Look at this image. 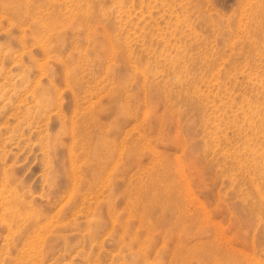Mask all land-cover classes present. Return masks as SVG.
<instances>
[{
	"label": "rangeland",
	"instance_id": "rangeland-1",
	"mask_svg": "<svg viewBox=\"0 0 264 264\" xmlns=\"http://www.w3.org/2000/svg\"><path fill=\"white\" fill-rule=\"evenodd\" d=\"M3 1L0 264H23L2 221L23 201L77 210L64 264H129L111 245L144 188L170 235L230 250L209 264H264V0Z\"/></svg>",
	"mask_w": 264,
	"mask_h": 264
},
{
	"label": "bare ground",
	"instance_id": "bare-ground-1",
	"mask_svg": "<svg viewBox=\"0 0 264 264\" xmlns=\"http://www.w3.org/2000/svg\"><path fill=\"white\" fill-rule=\"evenodd\" d=\"M11 2L7 3L6 0L2 2V4L5 7H8ZM15 3V2H14ZM13 5V4H12ZM10 5L9 10L19 12V9H21L20 5ZM2 9V8H1ZM25 10V9H24ZM25 12V11H24ZM20 14V13H19ZM2 18V17H1ZM21 25V24H20ZM60 37V36H59ZM93 39V38H92ZM20 41V40H19ZM22 42V40H21ZM44 45V44H43ZM42 45V46H43ZM46 45V44H45ZM1 48V47H0ZM19 48V47H18ZM9 50V49H8ZM7 50V51H8ZM44 50V49H43ZM23 52V51H22ZM29 52V51H28ZM10 53V52H9ZM31 55V54H30ZM3 56V55H2ZM6 56V55H5ZM4 56V57H5ZM11 56V55H10ZM8 55V57H10ZM32 57V55H31ZM7 60V59H6ZM18 61V60H17ZM37 62V61H36ZM42 66V65H41ZM44 67V65H43ZM1 70V69H0ZM19 71V70H18ZM21 75V73H20ZM9 76V75H8ZM19 79V78H18ZM6 80V79H5ZM16 80V79H15ZM8 81V80H7ZM6 81V82H7ZM10 81V80H9ZM33 81V80H32ZM20 82V80H19ZM10 83V82H9ZM33 83V82H32ZM11 86V85H10ZM6 84V88H7ZM9 88V87H8ZM7 88V89H8ZM2 90V89H1ZM17 90V89H16ZM11 92V91H10ZM7 93V92H6ZM18 93V92H17ZM8 94V93H7ZM11 94V93H10ZM2 95V94H1ZM3 96V95H2ZM29 98V97H28ZM37 99V98H36ZM86 101V100H85ZM32 102V101H31ZM38 102V101H37ZM20 103V102H19ZM22 103V102H21ZM92 104V102H91ZM89 105V104H87ZM29 107V106H28ZM31 109V108H30ZM252 109V108H251ZM29 110V108H28ZM259 110V109H258ZM243 112V111H242ZM257 113V112H256ZM248 115V114H247ZM255 115V114H254ZM258 115V114H257ZM38 116V115H37ZM250 116V115H249ZM40 119V118H39ZM16 127V126H15ZM37 130V129H36ZM14 131V130H13ZM27 132V131H26ZM1 133V132H0ZM43 135V134H42ZM12 136V135H11ZM262 137V136H261ZM264 137V136H263ZM11 139V138H10ZM263 139V138H262ZM6 140V139H5ZM261 140V139H260ZM264 140V139H263ZM257 141V140H256ZM249 143V142H248ZM260 144V143H259ZM264 144V143H263ZM261 145V144H260ZM109 146V145H108ZM251 147V146H250ZM261 147V146H259ZM262 148V147H261ZM258 150V149H257ZM250 151V150H249ZM260 154V153H259ZM263 154V151H262ZM251 155V154H250ZM255 155V154H254ZM258 157V156H257ZM261 157H264L261 155ZM255 159V158H254ZM257 159V158H256ZM262 160V159H261ZM257 162V161H256ZM256 164V163H255ZM255 168V167H254ZM263 169V168H262ZM261 169V170H262ZM73 180V179H72ZM77 182V181H76ZM259 190V189H258ZM132 197V194L129 193ZM128 194V195H129ZM127 195V194H126ZM127 195V196H128ZM134 195V194H133ZM126 196V198H127ZM139 196L141 197V206H135V201H133V205H128V200L124 198L126 206H131L128 208V216H134L138 223L136 224L137 227L135 229L129 228V225L120 222L118 225L122 228V234H120V237L116 239L115 244L112 243L111 246H117V255L123 259V260H129V264H183L186 261L191 262L193 258H196L197 261L201 260L202 262H205L206 264H209L210 260L213 258L221 259V261L227 257V255H230V250L226 251L223 248L225 246L220 247V244L217 243V239L211 240L210 236V242L209 236L205 238H208L206 241L207 245L201 246L199 242L192 240L195 243H190L189 240L191 236L189 235H182V234H172L170 235L169 229L165 228L164 221H165V213L163 209H161V197L156 192H152L150 188H144L140 190ZM139 196L134 195V200H136ZM132 197V200H133ZM130 198V197H129ZM136 198V199H135ZM131 199V198H130ZM23 201V200H21ZM131 201V200H130ZM24 202V201H23ZM15 203L11 206L5 207L4 210V216L3 222L5 223L4 226L7 228V235L11 236L10 243L11 245V253H13L17 259L23 258L25 262H29V264H45V262H48L49 264H57L61 261V259H64L66 254L69 252L64 251L66 249V246H68V238L67 234L65 232L67 231V227L71 225V223L77 218V210H65L63 209V206L61 207H54V202L44 204L40 207H34L33 204H26V203ZM49 202V201H48ZM88 202V201H87ZM78 203V202H77ZM132 203V202H131ZM76 204V201L74 202ZM90 204V203H88ZM130 204V203H129ZM33 205V206H32ZM113 205L109 202V204H106V208L109 209V213H111V209L114 208L111 207ZM137 205V203H136ZM90 206V205H89ZM87 206V208L89 207ZM1 207V206H0ZM71 208V205L69 206ZM74 207V206H73ZM76 208V207H75ZM1 210V208H0ZM80 210V209H79ZM87 210V209H86ZM85 210V211H86ZM115 210V209H114ZM81 211V210H80ZM87 214V212H85ZM88 211V210H87ZM79 212V211H78ZM82 212V211H81ZM82 213V214H84ZM113 213V211H112ZM116 215V211L114 212ZM113 213V214H114ZM3 214V213H2ZM112 215V214H111ZM1 216V215H0ZM94 216V215H93ZM127 216V217H128ZM85 217V216H84ZM111 217V216H110ZM126 217V218H127ZM116 218V217H115ZM2 219V218H1ZM86 219V217H85ZM84 219V220H85ZM103 220V219H102ZM116 220V219H115ZM113 219V222H115ZM94 222V220L92 219ZM105 221V219L103 220ZM124 221V220H122ZM125 221H129L125 219ZM86 222V220H85ZM112 222V223H113ZM100 223V221H99ZM111 223V224H112ZM75 224V223H74ZM98 225V223H96ZM110 224V226H112ZM80 224H78L79 226ZM99 226V225H98ZM109 226V225H108ZM75 227V226H74ZM80 227V226H79ZM102 227V226H101ZM100 227V228H101ZM110 228V227H109ZM78 229V228H77ZM73 230V229H72ZM71 230V231H72ZM108 230V229H107ZM114 230V229H113ZM51 231V235L50 232ZM94 231V230H93ZM92 231V233H93ZM46 232L50 235H46ZM69 232V231H68ZM87 232V231H86ZM107 232V231H106ZM105 232V233H106ZM235 232V231H234ZM53 233V234H52ZM90 233V232H89ZM110 233V232H109ZM169 233V234H167ZM176 233V232H175ZM108 234V232H107ZM235 234V233H234ZM233 234V236H235ZM6 235V234H4ZM97 235V234H96ZM106 237V235H104ZM239 236V235H238ZM102 237V236H100ZM100 237H97L98 239ZM236 237V236H235ZM242 237V236H241ZM247 237V236H246ZM94 238L95 235H94ZM189 238V240H188ZM194 238V237H193ZM239 237H237L238 239ZM243 238V237H242ZM108 239L107 238L104 240ZM203 238L198 239L202 241ZM235 239V238H234ZM6 240V238H5ZM96 240V239H95ZM94 240V241H95ZM103 240V241H104ZM188 240V241H187ZM219 240V239H218ZM224 240V239H223ZM240 240V239H239ZM244 240V239H242ZM2 241V240H1ZM4 241V240H3ZM9 241V239H8ZM204 241V242H205ZM254 241V240H253ZM93 242V241H92ZM97 242V241H96ZM99 242V241H98ZM223 242V241H222ZM241 242V241H240ZM2 243V242H1ZM0 243V244H1ZM9 243V242H8ZM95 243V242H94ZM201 243V242H200ZM215 243V244H214ZM233 243V242H232ZM231 243V244H232ZM254 243V242H253ZM5 244V241L4 243ZM204 244V243H202ZM230 244V242H229ZM244 242L241 244L243 245ZM2 245V244H1ZM9 245V246H10ZM90 245V244H89ZM104 245V244H103ZM109 245V246H110ZM222 245V244H221ZM224 245V243H223ZM233 245V244H232ZM246 245V244H244ZM70 246V244H69ZM91 246V245H90ZM97 249H100V245H96ZM102 246V245H101ZM105 246V245H104ZM102 246V248L104 247ZM115 246V247H116ZM228 244L226 245V247ZM4 247H7L6 245ZM231 247V246H230ZM236 247V246H235ZM249 247V246H248ZM254 249L255 243H254ZM3 248V246H2ZM10 248V247H9ZM232 248V247H231ZM251 248V247H250ZM258 248V246H257ZM256 248V249H257ZM80 249V248H79ZM85 250V248L83 247ZM82 249V250H83ZM90 249V248H89ZM108 249V248H106ZM229 249V248H228ZM253 249V250H254ZM7 250V248L3 249ZM1 250V252H3ZM60 250V251H58ZM81 250V249H80ZM99 250V251H100ZM104 250V249H103ZM113 250V249H112ZM232 250V249H231ZM79 251V250H78ZM89 251V250H88ZM93 251V250H92ZM107 250H105L104 254L107 253ZM80 252V251H79ZM83 252V251H81ZM80 252V253H81ZM113 252V251H112ZM109 251V253H112ZM5 253V252H4ZM2 253V254H4ZM78 253V252H77ZM93 253V252H92ZM103 253V251H102ZM101 253V254H102ZM241 253V252H240ZM7 254V252L5 253ZM4 254V256H5ZM10 254V253H9ZM8 254V255H9ZM87 254V253H86ZM85 252L83 256H86ZM95 254V253H94ZM100 254V255H101ZM115 254V253H114ZM234 254V253H233ZM6 255V256H8ZM71 255V254H70ZM93 255V254H91ZM109 255V254H108ZM11 256V254H10ZM13 256V255H12ZM74 256V255H73ZM82 256V255H81ZM112 256V255H111ZM116 256V255H115ZM94 257V256H93ZM235 257V256H234ZM9 256L7 257V259ZM88 258H92L88 257ZM96 259V257H94ZM101 258V257H100ZM109 258V257H108ZM111 258V257H110ZM116 258V257H115ZM110 259V261L115 259ZM1 259V258H0ZM3 259V258H2ZM13 259V258H12ZM66 259V258H65ZM64 259V260H65ZM85 259V258H84ZM102 259V258H101ZM104 259V258H103ZM121 259V260H122ZM217 259V261H218ZM5 260V259H3ZM2 262L4 263V261ZM11 260V259H10ZM62 260V261H64ZM87 259H85L86 261ZM89 260V259H88ZM91 260H94L93 258ZM107 260V259H106ZM104 260V261H106ZM116 260V259H115ZM230 260V259H229ZM232 260V259H231ZM234 260V259H233ZM237 260V259H236ZM235 260V261H236ZM9 261V260H6ZM15 261V260H14ZM13 261V262H14ZM21 260L19 259V263ZM22 262L25 264V262ZM61 261L62 264H64ZM84 261V260H83ZM82 261V262H83ZM96 261V260H94ZM117 261V260H116ZM115 261V262H116ZM119 261V260H118ZM17 262V261H16ZM78 262V261H77ZM91 262V261H90ZM103 262V260H102ZM109 262V261H108ZM123 261H121L122 263ZM238 262V261H237ZM11 262H9L10 264ZM118 263V262H117ZM192 263V262H191ZM189 263V264H191ZM204 263V264H205ZM28 264V263H27ZM47 264V263H46ZM96 264H98L96 262ZM107 264V262H106ZM109 264V263H108ZM113 264V263H112Z\"/></svg>",
	"mask_w": 264,
	"mask_h": 264
}]
</instances>
